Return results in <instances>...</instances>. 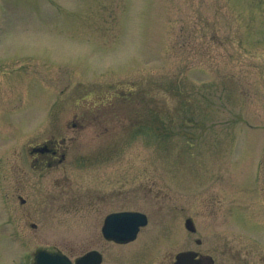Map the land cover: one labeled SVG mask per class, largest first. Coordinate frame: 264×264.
<instances>
[{"label":"rangeland","instance_id":"rangeland-1","mask_svg":"<svg viewBox=\"0 0 264 264\" xmlns=\"http://www.w3.org/2000/svg\"><path fill=\"white\" fill-rule=\"evenodd\" d=\"M119 210L147 215L130 242L101 233ZM187 243L264 264V0H0V264Z\"/></svg>","mask_w":264,"mask_h":264},{"label":"water","instance_id":"water-1","mask_svg":"<svg viewBox=\"0 0 264 264\" xmlns=\"http://www.w3.org/2000/svg\"><path fill=\"white\" fill-rule=\"evenodd\" d=\"M146 223L145 215L137 212H119L108 215L102 226L105 238L116 242H127L135 238L139 226ZM185 227L194 231L195 227L190 218L185 219ZM196 252H179L175 255L173 264H198L199 260L194 259ZM36 264H73L70 259L58 253H50L39 250L36 255ZM102 255L97 250H90L76 258V264H99Z\"/></svg>","mask_w":264,"mask_h":264},{"label":"flooded vegetation","instance_id":"flooded-vegetation-1","mask_svg":"<svg viewBox=\"0 0 264 264\" xmlns=\"http://www.w3.org/2000/svg\"><path fill=\"white\" fill-rule=\"evenodd\" d=\"M84 120V117L81 118ZM73 125H77L80 128L84 127V124L81 122L77 124L76 122H73ZM64 142V138L60 139V142H56L55 139H51L47 142H44L41 145H36L31 147L30 153L33 155L35 162H40V160L37 158L39 156L44 157V161L47 163V165H55L58 163H61L62 161L65 160V150L62 148V143ZM191 241L193 240L196 244V241L198 240L197 237H193V239H190ZM189 240V241H190ZM199 245V244H197ZM197 251L198 252V259L200 264H214V258L210 255L202 254L198 249L193 248L190 244H186V247L181 250V251Z\"/></svg>","mask_w":264,"mask_h":264}]
</instances>
